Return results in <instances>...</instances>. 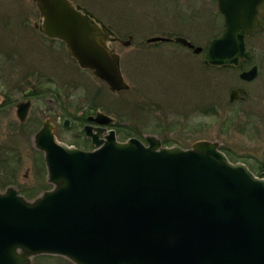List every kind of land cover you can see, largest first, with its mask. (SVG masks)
<instances>
[{"label":"water","instance_id":"water-1","mask_svg":"<svg viewBox=\"0 0 264 264\" xmlns=\"http://www.w3.org/2000/svg\"><path fill=\"white\" fill-rule=\"evenodd\" d=\"M34 3L43 35L63 41L110 90L129 88L111 47L117 36L106 25L70 0ZM217 10L223 29L205 63L241 66L250 57L245 37L263 29L264 0H217ZM175 41L202 50L184 37ZM256 74L252 66L240 77ZM28 108V101L17 104L21 122ZM89 118L116 121L100 110ZM51 127L45 121L34 143L53 187L32 200L13 186L0 191V264H30L42 254L74 264H264V176L230 161L217 143L196 140L184 149L153 135L118 141L111 129L102 139L94 134L95 149L86 151L57 142Z\"/></svg>","mask_w":264,"mask_h":264},{"label":"rangeland","instance_id":"rangeland-1","mask_svg":"<svg viewBox=\"0 0 264 264\" xmlns=\"http://www.w3.org/2000/svg\"><path fill=\"white\" fill-rule=\"evenodd\" d=\"M73 1L92 7L88 0ZM91 1L98 10L111 13L108 21L123 39L111 47L119 54L120 70L129 85L126 90L112 91L79 70L63 43L41 34L35 28L40 14L34 0H0V190L12 185L25 197L39 195L42 187L51 188L43 153H37L32 141L35 130L49 119L55 138L81 141L74 116L95 109L116 119L119 141L137 137L145 142V136L153 135L162 146L186 149L196 140H208L217 143L232 162H243L256 175H264L258 169L260 163L264 166V34L247 38L255 48L259 77L243 86L244 100L229 102L230 89L242 86L234 72H216L211 93L200 57L193 51L173 42L141 40L170 30L205 46L223 27L216 0ZM178 10L190 17H180ZM129 34L134 40L123 45ZM25 100H30V107L21 122L16 105ZM65 119H69L67 127ZM30 264L74 263L62 256L37 255Z\"/></svg>","mask_w":264,"mask_h":264},{"label":"flooded vegetation","instance_id":"flooded-vegetation-1","mask_svg":"<svg viewBox=\"0 0 264 264\" xmlns=\"http://www.w3.org/2000/svg\"><path fill=\"white\" fill-rule=\"evenodd\" d=\"M72 1V3L76 6H79L81 9H85L87 11V14H92L95 18H97L99 20L100 23H103L104 25H106L116 36H117V39L116 41H113L114 42H118L120 40H123L121 36H119V34L114 30L115 28L113 27V25L111 24V22L108 21V18H111V13L109 11H107L105 8L101 9V10H98L97 6L91 1V0H88L89 4L92 5L89 6H83L81 5L80 3L78 2H75L73 0H70ZM216 3H217V0H216ZM179 13V16L180 17H185V19H188L190 16L189 15H186L184 14L182 11H177ZM187 17V18H186ZM223 20V19H222ZM260 22L261 24L263 25V29L262 31H259V32H255L251 35H255V34H264V15L260 18ZM179 25H183L184 26V21L183 22H178ZM177 24V23H176ZM152 27H157V24H154V23H151ZM212 25V23H211ZM36 28V26H35ZM223 28V27H222ZM37 29V28H36ZM168 33V34H167ZM165 33V34H157V35H154V36H150V37H147V38H144V39H141V40H160V41H157V42H154L155 44L158 43V42H162V41H165V42H173V43H177V44H180L178 42H176V38L177 37H184L185 39L187 40H191V39H188L187 37L183 36V34L181 32H178V33H171L170 30H168V32ZM251 35H247L245 37V48L247 51L250 52V57L249 59H244V61L242 62V65L241 66H231V65H222V66H214V65H211V64H207L205 63V56H206V49L210 43V41L213 39H210V41L205 45V46H201L202 47V50L199 52V53H195L193 51V48H190V47H187V46H184L182 44V46L184 47H187L188 49H190L191 51H193V53L195 55H198L200 57L199 59V63L204 67V80L206 81V83L209 84V91L211 93L212 90L214 89V79H215V75H216V72H220V71H227V72H234L235 75H237L238 79H239V82L242 84L239 85V86H235L233 88L230 89L229 91V94H228V101L229 102H233V101H239V100H244L245 97H246V94H247V90L243 87V86H246L247 84H252L258 77H259V67L258 65L254 62L255 61V48L254 47H251L250 44H251V40H247L248 37H250ZM128 36H131L130 40H134V37L132 35H128ZM155 37H160V39H153ZM52 40V39H51ZM118 40V41H117ZM192 40H198L196 38L192 39ZM203 40V39H202ZM58 42H61V41H58ZM252 45V44H251ZM200 46V45H199ZM69 55V54H68ZM70 57V56H69ZM71 58V57H70ZM72 60V59H71ZM72 62L76 65V68H78L79 70H82V71H86L82 68H80V66L74 62L72 60ZM78 65V66H77ZM252 66H256L257 67V74L255 75V77H253L252 79H242L240 77V74L243 72V71H247L249 70ZM90 74H92L91 72L89 71H86ZM224 73V72H222ZM93 75V74H92ZM210 77H208V76ZM94 76V75H93ZM97 78V77H96ZM264 83V81H263ZM234 89H242V91L238 92V95L237 97H235L234 99H230V94L231 92L234 90ZM47 102H52V103H55L54 99L53 98H47ZM25 101H28L29 102V107H30V100H25ZM25 101H21V102H25ZM20 103V102H18ZM17 103V104H18ZM264 104V102H263ZM16 109H17V105H16ZM28 111H29V108H28ZM96 109L92 112H84L85 114H83L82 112V115L80 117L78 116H74V119H77L79 121V127H81L80 129V138L83 140L81 141H73L72 143H65V142H61L58 138H55V133H54V128H53V124L52 122L49 120V119H46L42 122L40 128H37L34 132V134L40 130L44 124L45 121H48L51 125H52V133H53V136L55 138V140L57 142H60V143H64L68 146H72V147H75V148H79V149H82V150H86V151H89V150H93L95 149V145L93 144V141H92V136L94 134H97V138L99 139H102V138H105L106 134L109 132V130H113L114 131V134L116 136V128H117V124H119L117 121L115 123H110V124H99V123H96L94 121H92L89 117H92V116H95V113H96ZM16 113V111H15ZM105 113V112H104ZM107 114V113H106ZM28 115V113H27ZM17 116V115H16ZM113 117V116H112ZM27 118V116H26ZM73 118V116H72ZM26 120V119H25ZM67 121V125H65V122ZM69 124V119H65L63 120V126L67 127ZM91 127L90 131H91V135H88L86 134V131H85V128L86 127ZM114 127V128H113ZM104 129L102 132H99L98 129ZM33 134V136H34ZM32 141L34 143V137L32 138ZM80 142V143H79ZM34 146H35V143H34ZM35 148L38 150V154L41 156V153H43V158H44V152L42 150H40L39 148H37L35 146ZM45 163V162H44ZM46 168V166H45ZM9 185H6L5 187H7ZM1 188V187H0Z\"/></svg>","mask_w":264,"mask_h":264},{"label":"trees","instance_id":"trees-1","mask_svg":"<svg viewBox=\"0 0 264 264\" xmlns=\"http://www.w3.org/2000/svg\"><path fill=\"white\" fill-rule=\"evenodd\" d=\"M130 136H133V133L131 132V134H130ZM162 143H164V144H166V145H168L166 142H165V140L164 141H162ZM258 169L260 170V171H263L264 170V166H263V164L262 163H260V165L258 166ZM261 176V175H260ZM1 185H2V183H1ZM3 187H5L6 185H2ZM41 189V191L42 190H45V189H47L46 187H42V188H40ZM40 189H37V191L38 190H40ZM40 191V192H41ZM25 194V193H24ZM34 193H28V195H26L25 194V196H28L29 198H33V197H31V196H34L33 195ZM36 196V195H35ZM42 256H50V255H42Z\"/></svg>","mask_w":264,"mask_h":264},{"label":"bare ground","instance_id":"bare-ground-1","mask_svg":"<svg viewBox=\"0 0 264 264\" xmlns=\"http://www.w3.org/2000/svg\"><path fill=\"white\" fill-rule=\"evenodd\" d=\"M40 22V21H39ZM39 24V23H38ZM64 48H65V50H66V47H65V44H64ZM66 52H67V50H66ZM68 53V52H67ZM69 54V53H68ZM231 161V160H230Z\"/></svg>","mask_w":264,"mask_h":264}]
</instances>
